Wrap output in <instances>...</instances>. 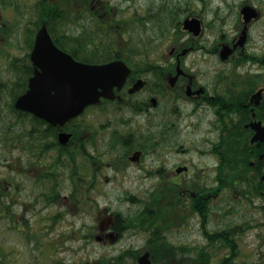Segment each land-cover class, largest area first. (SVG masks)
Here are the masks:
<instances>
[{
  "label": "flooded vegetation",
  "instance_id": "1",
  "mask_svg": "<svg viewBox=\"0 0 264 264\" xmlns=\"http://www.w3.org/2000/svg\"><path fill=\"white\" fill-rule=\"evenodd\" d=\"M35 1L31 6L0 0V264H222L209 251L211 242L222 244L224 251L228 247L218 243L222 232L217 236L216 227L208 228L217 188H181L206 184V177L187 171L189 160L168 169L144 164L157 150L143 131L149 123L156 130L165 125L162 137L175 145L178 136L204 130L210 138L201 145L208 149L181 144L177 152L192 147L200 156L218 158L221 137L235 128L238 113L245 124L259 121L264 126V51L246 54L245 43L236 45L242 28L228 40L214 38L204 49L198 44L202 33L195 36L181 27L188 37L169 49L170 61L146 63L141 53L125 47L128 31L141 23L116 1ZM43 27L51 42L44 41L35 53ZM57 50L71 60L62 65L59 56H64ZM200 52L216 64L199 68L184 63ZM72 62L112 63L114 74L104 93L98 88L95 102L62 122L63 95L74 91L76 100L79 96L78 87L69 93L60 87L69 77L62 71H72ZM144 119L145 127L133 124ZM246 129L251 139L254 130ZM234 174L238 178L237 170ZM138 178L155 186L131 195L132 212L111 207L110 193L99 188ZM229 178L218 175L214 184ZM158 185L169 190L165 204L154 203ZM175 228L204 243L178 244L169 235ZM138 234L144 237L141 246L95 257L96 244L110 251L127 235ZM231 241L235 246L236 239L231 236ZM78 244L88 248L85 260H76ZM145 253L148 259L140 262Z\"/></svg>",
  "mask_w": 264,
  "mask_h": 264
},
{
  "label": "rangeland",
  "instance_id": "2",
  "mask_svg": "<svg viewBox=\"0 0 264 264\" xmlns=\"http://www.w3.org/2000/svg\"><path fill=\"white\" fill-rule=\"evenodd\" d=\"M26 3L30 2L32 6L36 3L35 0H21ZM120 5L121 9L125 10L127 16H133L138 18L137 23H141L139 28H133L128 31L125 39V47L132 51H138L142 54L143 61L146 63L159 64L166 60L170 61L171 55H169V49L172 46L185 41L188 37L187 32H183L181 29V22L185 17L189 15H196L198 18L204 21L202 34L199 36L200 40L198 44L204 45V49H209L210 41L215 38L216 41H225L230 39L237 28L238 31L244 29L246 25L247 40L245 42L244 52L246 54L253 53L258 55L264 51V0H114ZM163 3H167L169 7L176 6V17L178 22L174 25L176 20H171L173 17L170 14L167 18L163 14H160V7ZM252 6L256 12L257 17L251 18L249 21L244 22L241 17V8L245 6ZM31 11L36 9L30 7ZM149 13L158 14L157 20H150L146 17ZM160 18V19H159ZM33 19V17H31ZM133 22V21H132ZM202 22V21H201ZM130 21H128L127 28L129 27ZM133 24H135L133 22ZM203 25V24H202ZM238 33L241 37V32ZM188 31V30H185ZM49 36V35H48ZM238 38V40H239ZM237 40V42H238ZM236 42V45L238 44ZM241 47V45H237ZM180 47V46H179ZM201 53V52H200ZM190 54L184 60L186 64H194L199 68L208 65L216 64L214 60L205 59L202 53ZM247 59L239 61L238 64H245ZM257 95V93H256ZM162 107L159 108L161 110ZM141 119V118H140ZM145 120V119H144ZM134 121L133 124L145 127L147 121L145 120ZM101 121L97 119L95 125L97 126ZM260 123L259 121L254 122ZM145 124V125H144ZM245 124V123H244ZM243 124V128L250 127L251 123ZM156 130L149 123L144 128V137L148 144H154L152 149H156V153L149 155L144 159V164L157 163L159 167L162 165L166 169L174 166L178 163L187 162L189 160L190 167L188 166L189 173H197L202 177H206V184L199 186L197 184H182L181 188H189L190 190H197L198 188H206L211 190L213 187L217 188L212 205L210 219L208 222V228L211 230L216 227V235L223 231H229L228 237L236 239V245L232 248V243L228 245L227 250L224 251L222 244H216L211 242L213 245L209 251L217 261H221L222 264H264V199L261 196H257L251 202L246 196L240 193V185L238 182L239 178L232 179L230 174L234 172L230 171L229 155L223 150H220L216 158L213 159L212 155L202 156L195 153V149L190 147V151L186 153L177 152L179 145L183 144L186 148L188 144L197 145L201 150L208 149V146L203 147L202 141L208 139L207 133L204 130H200L197 134L190 133V136L180 135L179 142L174 145L172 142H167L162 136L163 132L168 130L165 125ZM261 127H264L261 125ZM230 132H226L222 135L220 143H223V137L228 136ZM248 136V135H247ZM254 136V135H253ZM155 137V138H154ZM156 140H158L156 142ZM250 143L259 144L260 141ZM151 149V150H152ZM189 158V159H188ZM260 159H264L263 152L259 156ZM219 162V163H218ZM218 164V165H217ZM140 173V172H139ZM110 174V172H109ZM218 175L224 177H230L229 182L222 183L220 185L214 184L215 179ZM264 179V176H262ZM198 179V178H197ZM200 180V178L198 179ZM154 183H150L148 179H134V181H126L125 184L116 185L110 184L107 186L100 185L99 188L110 193V200L107 202L111 207L120 209L124 212H132L135 210L134 201L131 202L129 198L133 194H140L141 192L154 188ZM157 186V185H156ZM166 187H170L167 186ZM162 189V186H161ZM159 185L156 191V198L154 203L165 204L169 198V190H161ZM97 192V191H96ZM214 194V193H212ZM160 196V198H159ZM99 203L103 204L102 200H98ZM161 210V209H160ZM159 210V211H160ZM161 212V211H160ZM215 216H218V220H214ZM178 218V217H176ZM180 219V217H179ZM85 220V219H83ZM215 225H219L218 228ZM232 225V226H230ZM221 228V229H219ZM223 228H226L225 230ZM174 234H169L170 237L179 239L178 244L192 243V246L198 247L199 244L204 243L203 239L196 238L192 235L185 234V232L179 231V228H175ZM232 234H231V233ZM235 237V238H234ZM195 241V242H194ZM144 242V237L138 235H127L124 240L111 247V250H102L100 246L95 245V257L99 253H109L113 250H120L122 247L127 246H141ZM222 243V242H218ZM215 244V245H214ZM191 245V244H190ZM76 246V244H75ZM137 250V249H136ZM135 252H138V250ZM88 254L87 246L78 244L76 249V260H85ZM226 254L230 256H236V260L225 258ZM193 255V254H192ZM65 256V255H64ZM127 256V255H123ZM128 255L127 257H129ZM90 257V256H89ZM142 257L148 259V253H145ZM128 264H131L130 262Z\"/></svg>",
  "mask_w": 264,
  "mask_h": 264
},
{
  "label": "water",
  "instance_id": "3",
  "mask_svg": "<svg viewBox=\"0 0 264 264\" xmlns=\"http://www.w3.org/2000/svg\"><path fill=\"white\" fill-rule=\"evenodd\" d=\"M241 13L243 15L244 22L249 21L253 17H257V12L252 6H245L241 9ZM183 28L187 29L189 31H192L195 35H198L200 33V21L196 18H186L183 23ZM246 39V25L244 26V29L241 32V37L238 40L239 45H243L244 41ZM46 41L49 43L50 38L47 34L46 29L43 27L37 37V46L35 49V53H39V51L43 48V42ZM51 42V41H50ZM228 50L226 47L224 49ZM58 51V50H57ZM223 51V52H224ZM59 55L63 54L60 51H58ZM64 58L59 56L62 60V65L66 63V59L71 58L65 54H63ZM73 70L72 71H62V74H68V79H63V86H60L63 91H67L68 93L71 90V87L79 89V96L78 100L75 99V93L69 94V95H63L62 106L64 107L63 113L61 115V121H66L71 115H74L75 113H78L85 105L95 102L98 99V88L100 87L102 89V92L106 89H108L109 86H111V83H109L110 76L114 74V72L111 70L112 64L107 65H87L83 63L78 62H72ZM64 70V69H63ZM58 74H61V71L57 72ZM68 81L67 85H64L65 82ZM257 103V100L255 101ZM67 108V109H66ZM251 127L255 130V134L252 137L251 141H264V127L260 126V123H251ZM142 260H145V257H142L140 259V262Z\"/></svg>",
  "mask_w": 264,
  "mask_h": 264
},
{
  "label": "trees",
  "instance_id": "4",
  "mask_svg": "<svg viewBox=\"0 0 264 264\" xmlns=\"http://www.w3.org/2000/svg\"><path fill=\"white\" fill-rule=\"evenodd\" d=\"M87 1V0H82ZM160 14H163L167 18L170 14L172 15L174 25L178 22L176 17V6L169 7L167 3H163L160 7ZM149 13L146 17L150 20H157L158 14ZM160 19V18H159ZM247 122V119L243 117L240 113L237 114L236 119L233 121L230 134L223 137L222 150L229 155V169L234 172L237 170L240 193L246 196L251 202L255 197L261 196L264 199V159H260L259 156L264 152V143L260 145L250 143L249 133L247 129L243 128V124ZM227 132V133H228ZM248 135V136H247ZM252 163V164H251ZM231 178H235V174H230ZM160 198V196H159ZM229 234L222 235V243L230 245L232 243V248L235 246L228 237ZM204 255H201V260H207ZM122 262V260H121Z\"/></svg>",
  "mask_w": 264,
  "mask_h": 264
}]
</instances>
